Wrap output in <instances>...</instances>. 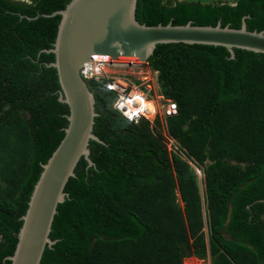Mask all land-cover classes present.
<instances>
[{
	"label": "trees",
	"instance_id": "trees-1",
	"mask_svg": "<svg viewBox=\"0 0 264 264\" xmlns=\"http://www.w3.org/2000/svg\"><path fill=\"white\" fill-rule=\"evenodd\" d=\"M69 1L0 0V264H10L20 217L68 123L54 54L44 50L61 16L42 14ZM135 17L235 28L245 17L258 31L264 0H137ZM147 61L177 112L135 122L113 107L103 82L87 80L102 142L89 141L94 165L82 156L67 180L55 243L40 264H183L207 255L264 264V53L234 48L232 58L221 45L159 43Z\"/></svg>",
	"mask_w": 264,
	"mask_h": 264
},
{
	"label": "water",
	"instance_id": "water-1",
	"mask_svg": "<svg viewBox=\"0 0 264 264\" xmlns=\"http://www.w3.org/2000/svg\"><path fill=\"white\" fill-rule=\"evenodd\" d=\"M137 0H70L65 8L44 16L60 14L57 34L49 65L56 68L60 84L58 100L67 104L69 113L64 136L36 180L22 225L17 233L13 254L5 259L10 264H40L46 246L55 243L49 236L57 205L68 195L64 191L69 177L83 156L88 166L94 165L89 157V141L101 139L93 132L95 98L80 69L93 64L96 57L111 66L140 65L148 60L159 43L208 44L224 46L234 57V48L264 53V29L248 30L245 17L238 28L228 24L147 25L135 17ZM38 16V15H37ZM26 16L28 19L35 18ZM123 58H128L122 61Z\"/></svg>",
	"mask_w": 264,
	"mask_h": 264
},
{
	"label": "built area",
	"instance_id": "built-area-1",
	"mask_svg": "<svg viewBox=\"0 0 264 264\" xmlns=\"http://www.w3.org/2000/svg\"><path fill=\"white\" fill-rule=\"evenodd\" d=\"M108 61L105 57H96L93 64H86L80 69L82 77L103 82L106 87L115 93L113 107L127 118L138 121L140 118L148 120L151 124L160 113L158 101H166L162 115L175 114L176 103L157 94L154 84V76L158 70H154L148 62L135 65L130 71L121 72L119 66H111L102 62ZM159 98L157 100V98Z\"/></svg>",
	"mask_w": 264,
	"mask_h": 264
},
{
	"label": "rangeland",
	"instance_id": "rangeland-1",
	"mask_svg": "<svg viewBox=\"0 0 264 264\" xmlns=\"http://www.w3.org/2000/svg\"><path fill=\"white\" fill-rule=\"evenodd\" d=\"M25 1H29V0H25ZM127 59L128 58H123L122 61H124V60L128 61ZM132 66H135V65L119 66L118 70H120L121 72H127V71H130V68ZM154 80H155L154 86H156L155 90L157 91V94H160L159 83H158V74L156 76H154ZM156 98H157V96H156ZM158 99L159 98H157V100ZM158 105L160 108V113L158 114V116H161L163 118L164 116L162 115L161 112H163L164 107L166 106V101H158ZM161 125H164V124H161ZM167 142H168V147L170 148V146L172 145V140L167 137ZM194 169H195V172H196L198 180H199V185L201 186V189H202V184H201L202 172L197 167H195ZM194 262H196L195 264H215L213 257L210 255H207L206 258H197L195 256H188V257H185L183 259V264H193Z\"/></svg>",
	"mask_w": 264,
	"mask_h": 264
},
{
	"label": "clouds",
	"instance_id": "clouds-1",
	"mask_svg": "<svg viewBox=\"0 0 264 264\" xmlns=\"http://www.w3.org/2000/svg\"><path fill=\"white\" fill-rule=\"evenodd\" d=\"M146 62H148V61H146ZM120 112V111H119ZM124 115V114H123ZM125 116V115H124ZM140 119H142V118H140ZM139 120V119H138ZM134 121V120H133ZM135 122H137V121H135Z\"/></svg>",
	"mask_w": 264,
	"mask_h": 264
},
{
	"label": "bare ground",
	"instance_id": "bare-ground-1",
	"mask_svg": "<svg viewBox=\"0 0 264 264\" xmlns=\"http://www.w3.org/2000/svg\"><path fill=\"white\" fill-rule=\"evenodd\" d=\"M196 262H194L193 264H195Z\"/></svg>",
	"mask_w": 264,
	"mask_h": 264
}]
</instances>
